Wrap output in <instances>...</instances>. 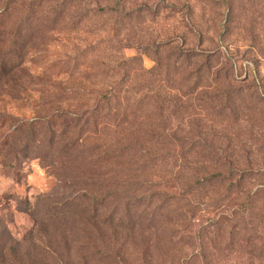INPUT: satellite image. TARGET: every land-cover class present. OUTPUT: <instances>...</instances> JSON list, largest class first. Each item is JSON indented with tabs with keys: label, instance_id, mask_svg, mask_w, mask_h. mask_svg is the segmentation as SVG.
Returning <instances> with one entry per match:
<instances>
[{
	"label": "rangeland",
	"instance_id": "374dc122",
	"mask_svg": "<svg viewBox=\"0 0 264 264\" xmlns=\"http://www.w3.org/2000/svg\"><path fill=\"white\" fill-rule=\"evenodd\" d=\"M0 264H264V0H0Z\"/></svg>",
	"mask_w": 264,
	"mask_h": 264
},
{
	"label": "trees",
	"instance_id": "16d2710c",
	"mask_svg": "<svg viewBox=\"0 0 264 264\" xmlns=\"http://www.w3.org/2000/svg\"><path fill=\"white\" fill-rule=\"evenodd\" d=\"M155 48H158V47H155ZM155 48H153V49L155 50L156 55H158L160 52V49L158 51ZM191 54H192L191 51H185L184 49H179V48L177 49L176 48V49L172 50L171 54L168 56V58L169 59L175 58L174 63H172V65L167 64L166 72L169 73L172 70L174 76L183 73V71L181 70L182 65H180L179 62L181 59L186 60V58L189 61ZM136 60H139V59H137V58L132 59V60L120 59L118 61H109L108 64H101L107 70L106 74L104 72L105 78L102 81V83L105 86L108 85V87L106 90H104L105 92L98 94L95 98V104L93 105L91 119L89 120V121H91V123H94L95 126H98L99 124H101L102 120H103V122L107 121V123L109 121H111V119H112L111 116L113 115L112 111L113 110L116 111L118 109L117 106H119V105H116L114 108L111 107L112 102L117 99L116 91L118 92V89H121V87L129 80V77H130V73H128L129 67L131 70L135 71V69L131 66V64L133 63V61H136ZM112 63H115V64L112 66ZM188 65L190 67V64H188ZM162 70H163L162 64L160 63V60H157V66L156 67H154L153 69L148 70V71L147 70L144 71V69L141 68L140 72L144 73V74L146 73L151 78H155L156 76H158L162 72ZM167 75H169V74H167ZM193 75H195V74L190 73L188 75V78L186 77V82H189L193 78ZM197 78H198V81L201 79L200 76H198ZM132 81H133L132 85L135 84L137 86L136 81L138 83V81H139L138 78H135ZM150 86H152V85H150ZM148 89L152 93L155 91L153 88H148ZM176 89H179V88H176ZM194 89H195V87H194ZM87 111L89 113L91 111V109H89ZM114 116L119 117V114L117 113ZM52 119L55 120V119H58V117H52ZM52 119H50V121H52ZM104 124H105V127H107L106 123H104ZM101 125H103V124H101Z\"/></svg>",
	"mask_w": 264,
	"mask_h": 264
}]
</instances>
